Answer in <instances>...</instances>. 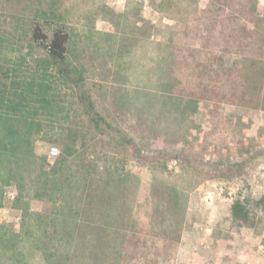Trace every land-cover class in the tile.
Masks as SVG:
<instances>
[{"label":"rangeland","instance_id":"374dc122","mask_svg":"<svg viewBox=\"0 0 264 264\" xmlns=\"http://www.w3.org/2000/svg\"><path fill=\"white\" fill-rule=\"evenodd\" d=\"M254 3L255 14L240 13ZM228 10L239 11L236 20L225 17ZM42 12L62 18L79 47L99 45L83 89L112 128L95 129L77 103L78 91L66 88L69 123L60 119L55 129L39 136L36 154L52 163L60 147L51 141L77 129L86 145L79 141L76 151L85 153L90 173L127 176L129 214L121 231L132 224L139 234L159 230L151 222L160 214H149L160 193L175 188L182 225L173 264H264V112L238 97L245 95L242 76L235 72L224 81L218 89L223 100L210 92L199 96L193 116L162 109L157 102L143 124L136 116L123 120L110 103L113 86L120 85L133 99L147 91L159 94V82L172 76L182 80L185 91L211 90L207 76H215L200 77L195 64L211 62L224 45L230 50L223 56L229 65L241 64L244 55L264 66V0H0V63L9 66L39 55L29 48L24 28ZM116 73L124 76L120 84ZM233 92L238 98L229 96ZM15 194V188L7 189L0 223L18 226L20 213L11 203ZM235 201L247 205L252 226L233 222ZM30 262L43 264L37 253ZM0 264L9 261L0 258Z\"/></svg>","mask_w":264,"mask_h":264},{"label":"trees","instance_id":"16d2710c","mask_svg":"<svg viewBox=\"0 0 264 264\" xmlns=\"http://www.w3.org/2000/svg\"><path fill=\"white\" fill-rule=\"evenodd\" d=\"M256 12L255 3L240 10L245 15ZM237 13L228 10L225 17L233 21ZM25 24L29 48L36 49L39 55L28 60L21 57L9 66L0 63V205L7 189L13 187L16 194L11 203L20 213L18 226L0 223V258H6L9 264H32L30 256L37 253L43 264H173L182 225L180 194L175 188L160 193V200L149 214H160L151 222L159 230L150 234L144 229L139 234L132 224L129 231L123 232L121 228L129 214L130 190L123 180L127 176L98 177L90 173L85 153L76 151L79 141L81 146L86 145V138L79 136L77 129H68L51 141L60 147L52 163L36 154L39 136L55 129L60 119L69 123L66 88L78 91L77 103L95 129L101 125L112 128V124L96 111L95 102L83 89L99 45L79 47L76 34L53 12L37 14ZM223 47L224 52L212 54L211 62L201 60L195 64L200 77L209 73L215 76H207L211 90L200 94L185 91L177 76L159 82V94L147 91L133 99L120 85L113 86V110L123 120L136 116L143 124L150 116V107L157 102L162 109L173 108L181 116L189 111L193 116L199 96L210 92L223 100L218 89L237 72L235 77L242 76L246 81L242 88L245 95L238 97L250 108L264 112L262 60L240 55L241 64L236 60L229 65L223 56L230 50ZM115 79L120 84L124 76L116 73ZM195 82L199 80L195 78ZM229 96L238 98L234 92ZM121 137L134 143L128 135ZM230 211L236 226H252L246 204L235 201Z\"/></svg>","mask_w":264,"mask_h":264}]
</instances>
